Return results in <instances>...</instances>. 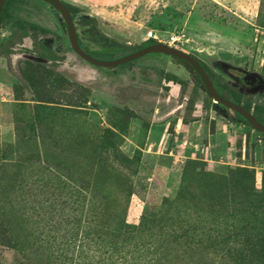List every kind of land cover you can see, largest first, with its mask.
<instances>
[{"label":"rangeland","instance_id":"rangeland-1","mask_svg":"<svg viewBox=\"0 0 264 264\" xmlns=\"http://www.w3.org/2000/svg\"><path fill=\"white\" fill-rule=\"evenodd\" d=\"M63 1L84 10L77 34L102 61L152 32L212 73L226 64L264 80V0ZM14 14L51 32L74 66L54 70L87 88L91 106L59 105L43 68L0 56V264H264L262 134L228 109L209 115L201 91L189 109L197 78L174 56L94 67L75 55L52 4L32 0ZM87 16L110 45L81 25ZM14 32H1L0 46Z\"/></svg>","mask_w":264,"mask_h":264},{"label":"trees","instance_id":"trees-1","mask_svg":"<svg viewBox=\"0 0 264 264\" xmlns=\"http://www.w3.org/2000/svg\"><path fill=\"white\" fill-rule=\"evenodd\" d=\"M32 0H7L1 14V32L9 29L10 27L14 26L15 32L11 40H9L6 44L0 46V56L7 57L12 62L15 59H20L24 61L27 65L32 67H40L44 69L45 78L50 82L51 89L55 93L63 94V99L65 100L64 104H59L68 108L74 109H86L90 104V91L77 84L71 83L67 80L64 76L60 73H57L54 69H63V70H73L74 66L69 64L68 58L65 56H61V51L59 48H54L53 45L49 42V37L51 32L39 27L32 23H27L21 21L15 17L14 10L17 6L27 5ZM62 3L66 6L69 10L73 21L78 14L84 12L83 9H80L72 4L66 3L65 1L61 0ZM81 25L88 28V32L92 35L95 42L102 46L110 45L109 40L102 35L96 25L95 19L93 17H84L80 21ZM76 28V27H75ZM77 32V29H76ZM78 42L82 50L90 57L102 60L99 58V54L97 52L91 51L88 47H86L82 40L80 39L79 35L77 34ZM159 44L158 41L154 39H149L148 42L140 46L135 47H127V46H119L116 47L118 51L106 53V56H110L113 59L118 57L119 59L124 58L130 54H133L140 49ZM194 57V56H193ZM195 58V57H194ZM200 65L206 71L208 77L210 78L211 82L213 83L215 89L226 99L233 102L236 105L244 107L248 112H251L256 119L264 125V94H259L257 96L247 93L243 91V84L241 82V70L237 67L229 66L226 64H221L219 66L221 74H215L210 71V69L200 60L195 58ZM180 60V59H179ZM181 61V60H180ZM183 62V61H181ZM133 62L128 63L126 65H122L119 67L130 66ZM190 67V66H189ZM115 69V68H114ZM192 72L195 74L197 80L196 85L194 88V96L189 99L188 108L193 109L197 98L198 92L201 91L205 95V104L204 107L208 110L210 115V108H215L214 112L216 115H219L218 110L221 108L227 109L220 104H215L214 100L206 94L205 88L203 85L202 80L200 79L198 73L190 67ZM24 79L26 80L28 86L30 87L33 94L38 95V87L35 78L33 77L32 73L29 71H24ZM223 75H227L233 79L236 84V88L229 84ZM167 82L172 83L177 86H184L185 83L181 81L174 75H166ZM169 91V87L166 88ZM68 93H73L72 95H68ZM19 101H23L20 99ZM235 115L251 127L248 124L247 120L236 114ZM252 128V127H251ZM263 142H264V135ZM4 240V237H1Z\"/></svg>","mask_w":264,"mask_h":264},{"label":"water","instance_id":"water-1","mask_svg":"<svg viewBox=\"0 0 264 264\" xmlns=\"http://www.w3.org/2000/svg\"><path fill=\"white\" fill-rule=\"evenodd\" d=\"M7 0H0V33H1V14L3 7ZM47 3L52 4L61 14L64 23L68 29V36L70 40L71 49L80 59L84 60L88 64L105 69H114L122 65H126L133 61H136L146 55L152 53H162L169 56H174L181 61L185 62L188 66L192 67L199 75L200 79L203 82L205 92L209 95L217 104L222 105L223 107L227 108L230 111L244 117L248 124L260 134L264 135V125H262L256 117L251 113L248 112L244 107L234 104L233 102L229 101L228 99L224 98L214 87L213 83L211 82L210 78L208 77L204 68L200 65V63L190 54H187L181 50L175 49L173 47L167 46L165 44L159 43L156 45H152L139 51L130 54L122 59L115 60V61H102L93 57L88 56L80 47L77 37V32L75 28L74 21L71 17L69 10L66 6L62 3L61 0H43ZM241 82L245 84L248 88H253V86L257 84H262L263 80L255 73L249 72H242L241 73ZM255 89L252 90L254 92Z\"/></svg>","mask_w":264,"mask_h":264},{"label":"crops","instance_id":"crops-1","mask_svg":"<svg viewBox=\"0 0 264 264\" xmlns=\"http://www.w3.org/2000/svg\"><path fill=\"white\" fill-rule=\"evenodd\" d=\"M115 0H79V2L86 4V6H94V7H99L102 5H105L104 3H108V4H114ZM122 1V0H121ZM111 2V3H110ZM118 3V2H115ZM70 4H74V3H70Z\"/></svg>","mask_w":264,"mask_h":264},{"label":"built area","instance_id":"built-area-1","mask_svg":"<svg viewBox=\"0 0 264 264\" xmlns=\"http://www.w3.org/2000/svg\"><path fill=\"white\" fill-rule=\"evenodd\" d=\"M149 39H154L156 41H158L159 43H162V41L160 39H158V37H156L152 32L149 33ZM179 42V40L175 37H171L170 38V41H169V45H175ZM215 104H217L215 101H214Z\"/></svg>","mask_w":264,"mask_h":264},{"label":"flooded vegetation","instance_id":"flooded-vegetation-1","mask_svg":"<svg viewBox=\"0 0 264 264\" xmlns=\"http://www.w3.org/2000/svg\"><path fill=\"white\" fill-rule=\"evenodd\" d=\"M244 72V71H243ZM242 73V72H241ZM260 77V76H259ZM262 80H263V78L262 77H260ZM243 84V83H242ZM264 85V80H263V83L262 84H257V85H255V86H253V87H255V89H259L260 87H262ZM243 86H246L245 84H243ZM247 87V86H246Z\"/></svg>","mask_w":264,"mask_h":264}]
</instances>
